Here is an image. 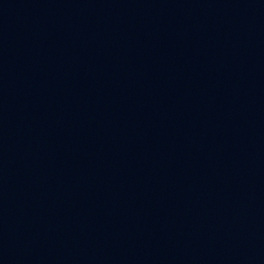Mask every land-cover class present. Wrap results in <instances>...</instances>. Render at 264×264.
I'll list each match as a JSON object with an SVG mask.
<instances>
[{
	"label": "water",
	"instance_id": "obj_1",
	"mask_svg": "<svg viewBox=\"0 0 264 264\" xmlns=\"http://www.w3.org/2000/svg\"><path fill=\"white\" fill-rule=\"evenodd\" d=\"M0 264H264V0H0Z\"/></svg>",
	"mask_w": 264,
	"mask_h": 264
}]
</instances>
